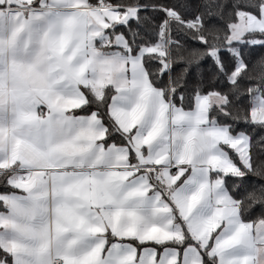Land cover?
Returning <instances> with one entry per match:
<instances>
[{
  "label": "snow or ice",
  "instance_id": "snow-or-ice-1",
  "mask_svg": "<svg viewBox=\"0 0 264 264\" xmlns=\"http://www.w3.org/2000/svg\"><path fill=\"white\" fill-rule=\"evenodd\" d=\"M0 264H264V0H0Z\"/></svg>",
  "mask_w": 264,
  "mask_h": 264
}]
</instances>
